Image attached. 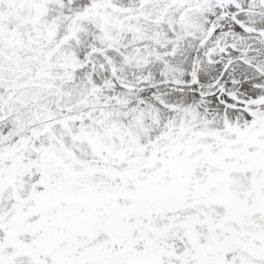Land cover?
Masks as SVG:
<instances>
[{
  "label": "snow or ice",
  "instance_id": "snow-or-ice-1",
  "mask_svg": "<svg viewBox=\"0 0 264 264\" xmlns=\"http://www.w3.org/2000/svg\"><path fill=\"white\" fill-rule=\"evenodd\" d=\"M0 264H264V0H0Z\"/></svg>",
  "mask_w": 264,
  "mask_h": 264
}]
</instances>
